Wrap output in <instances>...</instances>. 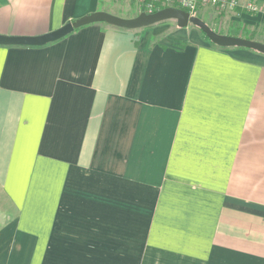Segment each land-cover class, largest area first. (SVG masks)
Masks as SVG:
<instances>
[{"label":"crops","instance_id":"crops-1","mask_svg":"<svg viewBox=\"0 0 264 264\" xmlns=\"http://www.w3.org/2000/svg\"><path fill=\"white\" fill-rule=\"evenodd\" d=\"M102 2L0 0V35ZM199 15L264 39V0ZM165 24L0 46V264H264V55Z\"/></svg>","mask_w":264,"mask_h":264},{"label":"water","instance_id":"water-1","mask_svg":"<svg viewBox=\"0 0 264 264\" xmlns=\"http://www.w3.org/2000/svg\"><path fill=\"white\" fill-rule=\"evenodd\" d=\"M173 20L178 28H186L192 18L183 10L176 8H165L153 13L141 12L133 18H120L118 16L98 11L85 15L74 21L68 22L58 29L38 36H4L0 35V46H24L42 47L57 42L68 36L75 30L97 23H104L109 26L123 30H139ZM211 40L220 47H238L257 51L264 55V45L257 42H250L240 38L210 35Z\"/></svg>","mask_w":264,"mask_h":264},{"label":"built area","instance_id":"built-area-1","mask_svg":"<svg viewBox=\"0 0 264 264\" xmlns=\"http://www.w3.org/2000/svg\"><path fill=\"white\" fill-rule=\"evenodd\" d=\"M140 5L139 12L153 13L168 7L185 11L189 16L201 7H210L217 11H225L237 7L239 0H135ZM248 12H256L257 7L248 2L244 7Z\"/></svg>","mask_w":264,"mask_h":264},{"label":"rangeland","instance_id":"rangeland-1","mask_svg":"<svg viewBox=\"0 0 264 264\" xmlns=\"http://www.w3.org/2000/svg\"><path fill=\"white\" fill-rule=\"evenodd\" d=\"M101 8H105L106 10H109L110 12L114 13L116 16L120 18H133L134 16L140 13L139 10L141 9L140 5L135 0H103ZM162 23H167L165 25H170L172 27H175V24H174L175 22H173V20H169V21L162 22ZM207 23L211 28H215L213 24L214 21L207 20ZM217 24L219 25L220 23L218 22ZM189 30L191 31V33L199 34L198 30L192 26H189ZM236 32L234 31L233 34H237L239 35L240 38H244L245 34L243 30H239ZM221 36L231 37V36H227L226 34H223ZM254 40L259 41L261 40V38L257 36V37H254ZM263 40H261V42H263L261 44L264 45Z\"/></svg>","mask_w":264,"mask_h":264},{"label":"trees","instance_id":"trees-1","mask_svg":"<svg viewBox=\"0 0 264 264\" xmlns=\"http://www.w3.org/2000/svg\"><path fill=\"white\" fill-rule=\"evenodd\" d=\"M141 13V12H140ZM253 13V12H250ZM116 16V15H115ZM137 16V15H136ZM135 17V16H134ZM192 21L189 24V26H192L194 28H196L198 30V32L202 35V37L208 41L210 44H212L214 47L218 48V49H245V48H238V47H220L218 45H216L210 38V35H214V36H221L220 34H218L217 32L213 31L200 17L199 15V10L196 11L193 16H191ZM244 38H240L246 41H250V42H254V37H255V33L254 32H248V31H244ZM237 38V37H235ZM249 50V49H248ZM253 51V50H252ZM257 52V51H254Z\"/></svg>","mask_w":264,"mask_h":264}]
</instances>
